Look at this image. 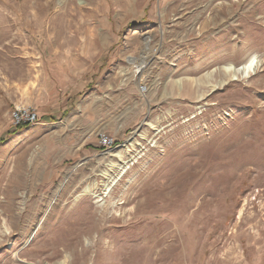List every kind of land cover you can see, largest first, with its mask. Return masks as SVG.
Instances as JSON below:
<instances>
[{"label": "rangeland", "instance_id": "374dc122", "mask_svg": "<svg viewBox=\"0 0 264 264\" xmlns=\"http://www.w3.org/2000/svg\"><path fill=\"white\" fill-rule=\"evenodd\" d=\"M87 77L107 152L67 124ZM64 260L264 264V0H0V264Z\"/></svg>", "mask_w": 264, "mask_h": 264}, {"label": "crops", "instance_id": "0c3cea01", "mask_svg": "<svg viewBox=\"0 0 264 264\" xmlns=\"http://www.w3.org/2000/svg\"><path fill=\"white\" fill-rule=\"evenodd\" d=\"M64 83L68 82L67 86L65 87L67 90L69 89V93L68 95L70 97H68V99L65 101V107L64 110L72 107L71 110L76 111V114H72V116H70V119L67 120V124L69 127L72 128H78L80 130L83 131V133L81 134V136L78 138V142H80L79 147L77 146L76 148H87L89 150H93V149H98L97 145H96V141L95 138L92 137V133H96V135L100 132H104V133H108V129L110 128V125L112 124V119L114 120V125H118L119 124V120L117 119V114L114 116H109L106 117L107 119H100L98 120L97 124H94V121L92 120H87V116H86V112H84V108L86 107V102L87 99H91V103L95 102V98H94V94L95 91L92 93H87L84 101L83 97H81L77 102H75V91H79L87 86H89L90 84L93 83V79L90 77L87 78H83L80 81L79 84L76 83V81H73L72 79L69 81V79L64 78ZM73 83V84H72ZM103 83H105V80H101V81H96L94 83L93 89H95L94 87H96L97 85L100 86ZM108 85V84H107ZM71 86V88H70ZM109 87V85L107 86ZM107 96H109V103L110 105H112L113 102H116L119 97L117 95V92L112 90V88L110 89V91H107ZM137 94H139V90H137ZM93 96V97H92ZM121 97H124L125 100H127V94L121 93ZM132 99V98H131ZM92 104L88 105L87 108H91ZM78 114V116H77ZM123 123V122H122ZM96 127V128H93ZM94 138V139H93ZM116 139V138H115ZM99 151V149H98Z\"/></svg>", "mask_w": 264, "mask_h": 264}, {"label": "built area", "instance_id": "2783aa9c", "mask_svg": "<svg viewBox=\"0 0 264 264\" xmlns=\"http://www.w3.org/2000/svg\"><path fill=\"white\" fill-rule=\"evenodd\" d=\"M140 93L144 94L147 91L146 85L140 83L138 85ZM11 124L14 127L34 125L38 121V114L35 109L18 106L10 113ZM114 136L100 132L96 135V145L100 151L107 152L117 146Z\"/></svg>", "mask_w": 264, "mask_h": 264}, {"label": "bare ground", "instance_id": "6f19581e", "mask_svg": "<svg viewBox=\"0 0 264 264\" xmlns=\"http://www.w3.org/2000/svg\"><path fill=\"white\" fill-rule=\"evenodd\" d=\"M144 58V57H143ZM148 58V56L145 57ZM257 57L251 56L248 58L242 65L234 66V65H226L223 67L224 72L227 74V77L230 79H236L239 75H247L249 72H252L255 68H258L261 65V61L256 59ZM145 60H143L142 64L137 65L136 72H139L145 64ZM119 158L122 155L118 154ZM60 264H67L64 260Z\"/></svg>", "mask_w": 264, "mask_h": 264}, {"label": "trees", "instance_id": "16d2710c", "mask_svg": "<svg viewBox=\"0 0 264 264\" xmlns=\"http://www.w3.org/2000/svg\"><path fill=\"white\" fill-rule=\"evenodd\" d=\"M20 127H22V126H19L18 128H20Z\"/></svg>", "mask_w": 264, "mask_h": 264}]
</instances>
